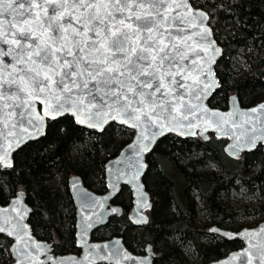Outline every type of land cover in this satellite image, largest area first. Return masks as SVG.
Returning <instances> with one entry per match:
<instances>
[{"label":"trees","instance_id":"1","mask_svg":"<svg viewBox=\"0 0 264 264\" xmlns=\"http://www.w3.org/2000/svg\"><path fill=\"white\" fill-rule=\"evenodd\" d=\"M189 1L207 13L222 49L214 65L219 87L207 104L225 109L231 94L242 107L262 100L264 0ZM240 60L249 71L233 78L232 67ZM130 137L131 131L113 123L95 133L76 126L68 116L47 120L44 135L18 148L11 167L0 168V204L22 192L31 210L27 222L33 235L49 241L54 254L77 252L67 179L76 175L86 188L102 193L103 165ZM224 141L211 134L206 141L197 136L159 138L145 155L142 182L151 207L142 231L138 233L126 218L130 194L122 186L112 199L121 206V215L108 219L93 239L120 236L134 253L149 244L153 264H204L238 248L237 239L226 240L207 230H237L243 227L240 217L264 219V147L231 159L222 151ZM242 197L254 204L242 202ZM9 244L0 235V264L10 262Z\"/></svg>","mask_w":264,"mask_h":264},{"label":"snow or ice","instance_id":"2","mask_svg":"<svg viewBox=\"0 0 264 264\" xmlns=\"http://www.w3.org/2000/svg\"><path fill=\"white\" fill-rule=\"evenodd\" d=\"M207 18L187 0H0V58L11 57L0 67V113L23 120L39 100L52 119L69 114L99 131L110 120L140 129L147 150L164 129L191 128L200 102L219 86L211 64L220 50ZM0 164L11 167L7 156ZM82 207H91L87 193ZM22 228L0 233L25 244ZM18 251L24 264L28 253ZM257 261L264 264V252Z\"/></svg>","mask_w":264,"mask_h":264},{"label":"water","instance_id":"3","mask_svg":"<svg viewBox=\"0 0 264 264\" xmlns=\"http://www.w3.org/2000/svg\"><path fill=\"white\" fill-rule=\"evenodd\" d=\"M177 2L179 3V0ZM187 3L193 12L200 10L206 13L204 10L192 6L189 0H187ZM183 11L181 9V12ZM206 24L210 28L208 18ZM212 39L215 41L213 34ZM215 45L220 51L214 57V63L211 64V68L213 77L219 85L215 76L214 65L221 57L222 49L216 41ZM10 62L11 57L0 58V67ZM261 81L264 85V71ZM218 87H215L200 102L199 108L191 117L193 121L191 128L177 127L172 131L164 129L162 133H157L147 150H144V144L147 141L140 139V129H133L112 120L104 125L105 127L113 123L126 128L131 131V137L114 157L104 163V191L102 193H95L86 188L76 175L67 179V187L74 208V239L75 246L79 249L77 254L54 255L51 251L50 243L37 239L33 235L27 222L31 210L25 203L22 192H17L5 204H0V227L7 228L8 231L17 228L19 231L23 225L27 226L22 228L25 244H21L18 239L9 236L7 232L0 233L10 242L8 247L10 262L8 264H17L18 257L21 255L18 250L21 248H24L28 253L27 257H24V264H153L154 252L149 244L143 247V254H136L124 246L120 236L94 241L90 240L91 232L95 228L104 225L108 218L112 216L118 217L121 214V207L116 204L110 205L109 201L118 194L122 186H125L130 194V207L126 213L128 222L135 228H141L147 222V211L151 207V200L142 182V177L146 170L145 155L152 150L156 141L165 135H173L180 139L197 136L203 141H206L210 134L215 138H223L225 141L222 151L231 159L237 158L242 153L253 151L258 145L264 147V143H261V140H264V111L259 110V106L264 104V98L250 106L242 107L236 95L231 94L227 98L225 109L210 107L207 104V100ZM44 108L45 105L36 100L33 104V115L23 120L16 114H9L8 109H3V112L0 113V156H7L11 165L12 154L18 148L44 135L47 120L68 116L80 128L94 131L95 133L101 132L84 124L76 123L69 114L58 115L55 119H52L50 116L44 115ZM253 109H257V111H253ZM37 115L42 116L43 120H37ZM5 116H7L6 121L4 120ZM197 116L199 118H196ZM29 118L33 119V125L27 123ZM183 123L187 125L188 121ZM36 126H39L38 129ZM26 128L28 132H25ZM252 137L258 138L256 146L248 150L247 142ZM0 165L3 168H8L3 164ZM74 181H78V185L74 186ZM84 193L88 194L89 203L91 204L89 208L82 207ZM141 195L145 197L144 200H141ZM144 205L147 206L145 207ZM113 209H116V211L114 212ZM89 224L92 226L88 227ZM207 231L226 240L237 239L240 242V246L204 264H243L244 261L258 264L257 254L264 252V219L253 226L242 227L234 231L216 226L209 227Z\"/></svg>","mask_w":264,"mask_h":264},{"label":"rangeland","instance_id":"4","mask_svg":"<svg viewBox=\"0 0 264 264\" xmlns=\"http://www.w3.org/2000/svg\"><path fill=\"white\" fill-rule=\"evenodd\" d=\"M232 71L234 72L232 74L233 78H237V77L241 76L244 72H248L249 67L246 63H244L243 60H240L238 64H236V65H234V67H232ZM210 168H211V170H214L213 167H210ZM170 173L172 174L173 177H175L177 179L178 176L172 169L170 170ZM242 202L254 204L253 201L245 200L244 197H242ZM251 204H249V205H251ZM240 219H242L241 224L243 227H250V225H252V224L255 225L258 221H260V219H258V220L253 219L252 220L251 218H248V217H243V218L240 217ZM201 220H202V222H199L200 224L203 223V217L201 218ZM136 229H137L138 233H140L142 231L141 228H136Z\"/></svg>","mask_w":264,"mask_h":264},{"label":"flooded vegetation","instance_id":"5","mask_svg":"<svg viewBox=\"0 0 264 264\" xmlns=\"http://www.w3.org/2000/svg\"><path fill=\"white\" fill-rule=\"evenodd\" d=\"M116 197V196H115ZM70 199H71V197H70ZM110 202V205H112V204H116V203H114L113 202V200H110L109 201ZM71 203H72V201H71ZM116 205H118V204H116ZM119 206V205H118ZM72 207H73V204H72ZM121 207V206H120ZM130 207V206H129ZM122 209V208H121ZM129 209V208H128ZM128 211V210H127ZM122 213V212H121ZM127 213V212H126ZM121 215V214H120ZM119 215V216H120ZM148 215V214H147ZM73 217H74V208H73ZM112 217H116V216H112ZM111 218V217H110ZM110 218H108V219H110ZM107 222V221H106ZM73 225H74V223H73ZM105 225V224H104ZM101 226H103V225H101ZM101 226H99V227H97V228H95L92 232H91V237H90V240H94V241H98V240H96V239H93V233L95 232V231H97V229L98 228H100ZM73 229H74V226H73ZM73 236H74V232H73ZM37 238V237H36ZM37 239H40V238H37ZM106 239V238H105ZM40 240H44V239H40ZM101 240H103V239H101ZM44 241H46V240H44ZM46 242H48V243H50L49 241H46ZM50 246H51V251H52V245H51V243H50ZM73 246L77 249V252H72L73 254H77L78 252H79V249L75 246V239H74V243H73ZM145 246V245H144ZM143 246V247H144ZM143 247L142 248H140V249H138V251H136V254H143ZM52 253L54 254V252L52 251ZM134 253V252H133ZM64 254H69V253H64ZM71 254V253H70ZM54 255H57V254H54ZM153 258H154V256H153ZM153 260V259H152Z\"/></svg>","mask_w":264,"mask_h":264}]
</instances>
